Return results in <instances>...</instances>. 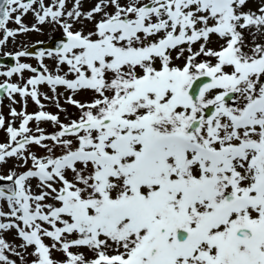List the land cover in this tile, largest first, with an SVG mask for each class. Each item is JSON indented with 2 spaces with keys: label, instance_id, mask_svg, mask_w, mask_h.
<instances>
[{
  "label": "snow or ice",
  "instance_id": "1",
  "mask_svg": "<svg viewBox=\"0 0 264 264\" xmlns=\"http://www.w3.org/2000/svg\"><path fill=\"white\" fill-rule=\"evenodd\" d=\"M0 60V264H264V0H0Z\"/></svg>",
  "mask_w": 264,
  "mask_h": 264
},
{
  "label": "rangeland",
  "instance_id": "2",
  "mask_svg": "<svg viewBox=\"0 0 264 264\" xmlns=\"http://www.w3.org/2000/svg\"><path fill=\"white\" fill-rule=\"evenodd\" d=\"M83 2V10L86 12V11H89L92 7H94L95 3H96V0H82ZM255 4H250V7L252 8H255ZM69 7H71V5H69ZM26 25H28L29 27H31L33 24H35V19L33 17L32 14H29L28 16H26L24 18V21H23ZM10 28H16L17 26L14 24V23H9L8 25ZM89 28L91 27V25H87ZM57 34H61V31L52 27L51 25H44L42 26V32L40 33H37V32H31V33H28V34H24V35H20L16 38V41L15 43L13 42H9L7 48H5L6 50H3V51H16V50H19L21 46H26L28 47L29 45L37 42V41H42V40H46L48 39L49 37H52V36H55ZM213 43L210 45V47H217V44L215 43V37H213ZM182 63V62H180ZM27 73H25L24 75L26 76ZM14 82L15 79H14ZM80 96V98H79ZM82 95H78L76 96L75 98H79V99H82L81 97ZM86 96V95H85ZM18 100H20V97L17 96ZM91 97H88L87 95V99H90ZM16 106L18 107V110L20 111V107L21 105L18 103L16 104ZM45 111L47 112H53L55 114V110L56 108H48V109H44ZM75 110V109H74ZM67 112H70L69 110H67ZM76 114L79 115V111H76ZM64 115V113H60V117H62ZM49 125L50 123H41V127L45 129V131L47 132L46 129L49 128ZM34 126V124L32 125ZM52 126V125H51ZM53 127V126H52ZM53 129L55 130V128L53 127ZM50 133H52L50 131ZM0 134L3 135L2 137H0V140L3 141V142H7V138H6V135L5 133H3V131H0ZM3 140H2V139ZM0 141V142H1ZM33 151H37L38 154H42L40 152V150L36 149V148H33ZM15 162L14 161H9V163L7 165H5L2 169H0V174H7L8 170L11 169L13 167V164ZM33 184H35V181H33ZM4 210L7 211V206L5 205L4 206ZM15 233H10V234H7L6 238L9 242L13 243L14 245L16 244H19V240H14L13 237H14ZM48 242V241H46ZM55 256H58L59 254H54ZM54 256V258H55ZM31 259V258H29ZM56 259H59V257H56Z\"/></svg>",
  "mask_w": 264,
  "mask_h": 264
}]
</instances>
